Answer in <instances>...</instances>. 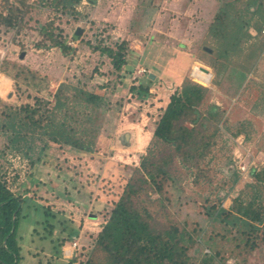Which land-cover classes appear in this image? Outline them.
Masks as SVG:
<instances>
[{"label": "rangeland", "instance_id": "1", "mask_svg": "<svg viewBox=\"0 0 264 264\" xmlns=\"http://www.w3.org/2000/svg\"><path fill=\"white\" fill-rule=\"evenodd\" d=\"M168 1L80 0L75 13H64L43 7L40 0H0V81L7 82L0 90V173L12 192L55 213L51 221L57 224L54 240L43 241L36 234L21 242L20 264H83L127 183L136 181L141 158L149 149L167 161L164 168L175 179L172 183L159 175L161 191L151 183L141 195L155 228L174 223L198 229L211 222L220 229L222 223L209 220L208 214L252 194V175L264 167V24L260 34L252 25L248 28L252 37L247 45L255 44L253 56L243 55V63L241 58L230 62L217 57L220 45L209 33L219 8L230 0H199L198 13L187 4L179 13L169 8ZM235 2L237 11L244 9L246 0ZM43 26L61 34L72 49L63 53L49 45ZM120 42L128 50L117 70L101 48L115 49ZM195 65L211 74L208 83L191 76ZM189 79L209 87L199 104V119L207 117V111L220 118L216 123L212 117L205 120L206 134L213 131L205 155L184 163L172 146L153 137V129L170 95ZM60 84L77 98L76 120L68 129H73L74 138L90 139V147L79 150L70 143L48 141L46 150L39 152L43 135L28 131L26 140H31L33 149L26 155L24 144L10 149L9 128L2 129L4 112L24 104L39 106L37 118L43 126L52 107L43 100L52 101ZM139 85L149 86L148 95ZM76 89L98 94L100 103L79 105ZM44 110L50 111L44 115ZM198 140L206 142L203 132ZM27 212L34 214L31 209ZM46 225L39 224V231ZM68 230L75 236L65 239L57 253L55 238L67 236ZM211 232L216 231H207ZM236 235L234 228L226 239H215L221 245L220 255L212 264H264V240H258L253 250L242 241L240 249L235 246L238 240H233ZM201 250L208 252L206 246ZM190 255L196 262L202 253L192 249Z\"/></svg>", "mask_w": 264, "mask_h": 264}, {"label": "trees", "instance_id": "2", "mask_svg": "<svg viewBox=\"0 0 264 264\" xmlns=\"http://www.w3.org/2000/svg\"><path fill=\"white\" fill-rule=\"evenodd\" d=\"M79 1L40 0V3L43 7L59 9L64 13H75V4ZM235 3V0H230L222 4L209 28V33L220 45L217 57L230 62H233V58H241L243 55L249 58L253 56L255 44L247 45L248 39L252 37L248 28L252 25L260 34L264 24L262 0H246L244 9L240 11L236 10ZM251 21H253L252 24ZM42 31L51 42L49 45L58 47L63 53L72 49L61 34L49 32L44 26ZM78 32L79 30L73 37H77ZM116 45L115 49L103 47L101 50L111 57L114 68L118 70L125 63L128 49L124 42ZM246 50L249 51L245 52ZM241 59V63L246 61V58ZM149 81H151L150 78ZM139 87L144 95H148V85H139ZM64 88L67 90V86L60 84L52 95V101L43 100L46 105L52 104L51 111L48 110L50 113L46 115L47 122L43 126L39 125V117L37 118L40 113L39 106L24 104L18 109L4 112L5 120L2 123L4 126L2 129L9 128L6 133L11 135L9 136L10 149H20V144H24L26 151L24 155H26L28 150L33 149V143L29 142L31 140H26L28 137L26 133L30 132L34 136L35 131L43 135V146L40 147L39 152L46 150L48 141L70 143L79 150L90 147V139L74 138L71 134L73 129H68V125L76 120L74 108L77 98L65 93ZM136 88V86L131 87L133 90ZM208 91V86L190 79L183 81L170 95L166 108L153 129V137L172 146L180 155L181 162L186 163L192 156L201 158L205 155V150L211 146L207 139L212 137L213 131L209 135L206 134L205 120L212 117L213 123H216L220 116H217V112L207 111L210 116L206 115L207 117L199 119L202 115L199 104ZM75 93L79 97V105L84 101L86 106L93 103L95 107L101 101L98 94L81 89H76ZM37 104L40 103L37 102ZM48 111L44 110L43 114L45 115ZM69 111L71 112L68 113ZM88 119L90 118L87 117L86 120ZM23 129L27 131L23 132ZM80 131L82 134L85 132L84 128ZM202 132L206 136V142L203 143L198 140ZM239 132L241 131L238 130L234 134ZM194 151H196L195 155ZM165 163L167 164V161L154 156L152 149L142 156L141 171H137L136 181L127 183L124 193L114 204L109 218L98 232L91 254L83 264H212L213 259L220 255L217 246L221 245L216 243L215 239L217 237L226 239L227 234L234 231V228L237 235L233 240H238V243H235V246L238 245L236 248H243L241 246L243 241L245 247L248 246V250H253L258 240H264V232H261L264 228L262 224L264 223V167H260L253 173L255 181L252 186L253 192L247 199L234 198L229 208L219 206L208 214L209 220L222 223L220 229L213 226L211 222H206L209 226L198 229L195 227L188 229L185 224L174 223L155 228L150 224L154 221L148 211L149 204L145 203L146 199L141 198V195L146 190V186L151 183L159 192L161 191V184L156 181L159 175L168 176L172 183L175 182L164 168ZM135 200H138V205ZM28 209L33 210L34 214L27 212ZM29 216H32L34 220L31 219L32 222L26 225L25 222L29 220ZM55 217L56 214L49 209H43L36 203H29L26 197L12 192L7 185L5 174L0 173V264H20L23 258L21 242L27 239L33 240L36 234H39V239L43 241L54 240L52 235L55 234L57 224L51 219ZM42 223L47 225L43 226L40 232L38 225ZM25 227L28 228L27 231H23ZM65 229H67L66 226ZM209 229L216 232L207 233ZM75 233L68 230L67 236L55 238L57 253L64 241L75 236ZM204 246L208 248V252H202L201 248ZM192 249L193 253H202L196 262L191 260L196 257L190 255ZM219 264L222 263L219 262Z\"/></svg>", "mask_w": 264, "mask_h": 264}, {"label": "crops", "instance_id": "3", "mask_svg": "<svg viewBox=\"0 0 264 264\" xmlns=\"http://www.w3.org/2000/svg\"><path fill=\"white\" fill-rule=\"evenodd\" d=\"M198 1L199 0H195V2H192V0H178V1H176V0H169L168 3L170 5L169 8L172 9V10H174V11H176V10L179 11V8H180V10L182 8H185V4H187V6H188L187 9H189V10L196 9V12L195 13H198L199 10H198V7H196V4H197L196 2H198ZM180 4H182V5H180ZM208 10H210V9L206 8V11H208ZM179 13H180V11H179ZM179 13H178V16L180 15Z\"/></svg>", "mask_w": 264, "mask_h": 264}, {"label": "bare ground", "instance_id": "4", "mask_svg": "<svg viewBox=\"0 0 264 264\" xmlns=\"http://www.w3.org/2000/svg\"><path fill=\"white\" fill-rule=\"evenodd\" d=\"M196 67V71H195V74H198V80L200 83H208L210 81V78H211V74L208 73V72H205L204 70H202L199 65H195ZM145 71V69L143 70V72ZM6 82V81H5ZM7 83V82H6ZM6 83L4 84V82L1 80L0 81V90H4L7 86ZM140 141V139H139Z\"/></svg>", "mask_w": 264, "mask_h": 264}, {"label": "built area", "instance_id": "5", "mask_svg": "<svg viewBox=\"0 0 264 264\" xmlns=\"http://www.w3.org/2000/svg\"><path fill=\"white\" fill-rule=\"evenodd\" d=\"M264 31V30H263ZM143 71V70H142ZM195 71H196V67H193V69H192V71H191V76L193 77V78H197V76H198V74H195ZM76 245V241H73L72 242V247H73V249H74V246ZM72 249V250H73Z\"/></svg>", "mask_w": 264, "mask_h": 264}, {"label": "water", "instance_id": "6", "mask_svg": "<svg viewBox=\"0 0 264 264\" xmlns=\"http://www.w3.org/2000/svg\"><path fill=\"white\" fill-rule=\"evenodd\" d=\"M150 77H152V74L150 75Z\"/></svg>", "mask_w": 264, "mask_h": 264}]
</instances>
